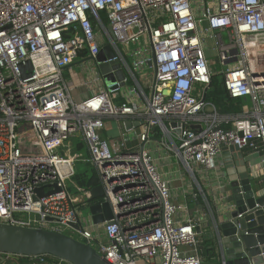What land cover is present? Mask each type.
<instances>
[{"label":"built area","instance_id":"built-area-1","mask_svg":"<svg viewBox=\"0 0 264 264\" xmlns=\"http://www.w3.org/2000/svg\"><path fill=\"white\" fill-rule=\"evenodd\" d=\"M207 1L0 0V224L66 234L109 264H202L200 227L185 215L188 206L174 201L157 162L174 161L180 171L171 175L183 170L194 198L213 216L199 171L215 172L230 147L264 157V0H217L216 10ZM202 22L228 63L226 90L252 102L230 128L204 116L210 104L196 94L213 74ZM140 41V49H131ZM106 45L115 53L108 62L120 63L123 78L114 69L103 90L75 102L64 69L82 53L96 58ZM27 61L32 69L24 78ZM143 67L153 74L140 81L135 69ZM125 88L131 95L122 94ZM109 120L119 124L118 139L103 135ZM126 122L141 125L126 129ZM75 141L88 158L71 154ZM77 162L96 170L111 221L94 226L82 216L92 189L71 191ZM55 185L59 191L37 196V189L48 193ZM45 257L33 259L45 264Z\"/></svg>","mask_w":264,"mask_h":264},{"label":"water","instance_id":"water-1","mask_svg":"<svg viewBox=\"0 0 264 264\" xmlns=\"http://www.w3.org/2000/svg\"><path fill=\"white\" fill-rule=\"evenodd\" d=\"M111 31V29L109 28ZM115 57L111 46L102 48L96 58L89 57L94 71L106 82L112 80L111 72H124L118 61H110ZM236 58L233 62H237ZM75 64H72L73 66ZM228 65V63H225ZM31 62L21 65L23 77L26 70H31ZM111 89V88H110ZM209 86L206 87L202 100L205 101ZM140 123L126 122V129L139 127ZM145 145H141L144 150ZM225 172L222 179L225 202V214L221 220L216 219L214 226L213 261L215 264H264V183L250 176L249 164L238 147L224 150ZM233 154V155H231ZM239 167V176L234 175V167ZM243 168L245 171H243ZM51 192L44 188L36 190L38 197H45L59 191L55 185ZM104 196L102 186L91 190L90 206L86 209V218L94 226H100L113 218L109 203L101 201ZM98 201L97 203H94ZM200 210L205 211L200 200H196ZM49 220V219H47ZM111 223V222H110ZM74 228H78L74 225ZM200 233L201 229L197 228ZM0 254L17 257L40 258L50 256L64 261L66 264H109L96 249L66 234L50 232L37 228H27L9 224H0ZM39 259H37L38 261Z\"/></svg>","mask_w":264,"mask_h":264},{"label":"crops","instance_id":"crops-1","mask_svg":"<svg viewBox=\"0 0 264 264\" xmlns=\"http://www.w3.org/2000/svg\"><path fill=\"white\" fill-rule=\"evenodd\" d=\"M217 0H208L207 1V6L211 8L212 10H216L217 8ZM195 9L197 11V17L200 18L202 16V11L201 8L197 3L194 4ZM199 30L202 33L203 39H204V44H205V51H206V56L209 60V58L215 57L217 55V52L215 51V43L212 52L209 51L207 47V40L211 39L209 35L205 34V30L207 28V22H202L199 23ZM208 38H207V37ZM213 40V39H211ZM144 43V42H143ZM146 47V46H145ZM140 49V48H139ZM88 56L85 53L80 54L78 59L75 61V65L69 66L64 69L63 71V76L67 84H69L72 87V98L75 102H80L82 100H85L86 98L92 96L96 92H99L105 88L106 82L102 80L98 73L94 71V68L92 66V63L90 62L89 69L85 68V63L88 62ZM219 59V58H218ZM220 60V59H219ZM79 61V62H78ZM83 67V74L82 75H76V68L79 66ZM212 68V67H211ZM213 71V69H212ZM128 90V93L127 91ZM123 95H131L132 91L129 88H125L122 91ZM205 89L202 90L201 87L198 88L196 94L200 98H203ZM248 100V105L243 109L241 114L238 115H231V114H221L217 111V109L210 104L208 109H206L204 116L209 115V117L213 118L216 117L218 124L222 126L223 128H230L232 126V123L234 120L239 118L245 111L246 109H250L252 106V102L249 98H246ZM206 101V99H205ZM208 103V102H207ZM200 125H205L204 123H201ZM200 127V126H199ZM119 124L115 121L109 120L105 131H103V135L107 137L108 139L114 140L119 138ZM242 153L245 157V160L249 164V169H250V176L252 178H258L260 181L264 183V157L262 153L258 152H253L251 149H245L242 150ZM233 155V154H231ZM167 161L166 160H159L157 162L158 167L160 169L164 168L163 165L167 166V170H164V173L167 178L171 181L170 186H171V192H172V197L174 201L182 204V205H187L188 206V213L185 215H188L197 225L198 227L201 228V233L208 229L209 232H211V235L215 236L214 233V228H213V222L216 219L221 220L222 217L225 214V208L223 206L225 202V196L223 194V186H222V179L224 177V172H225V156L222 153L218 158H217V170L213 173H207L205 171L200 170L199 171V181L200 184L208 196V198L211 201V206H212V211H213V216H211L208 212L207 209L205 211L200 210L199 206L196 204V198H194V191H195V186L192 182V180L187 176L186 178L189 179L192 183L191 187L189 182H187L186 179H184L183 175V170L180 172V177L173 176L171 174H174L175 172L179 174L180 167L174 162L170 161V163L165 164ZM234 175L237 178L239 176V167L237 168L236 166L234 167ZM243 171L244 168H243ZM185 173V172H184ZM186 174V173H185ZM262 194H264V190L262 191ZM202 204V202H201ZM203 205V204H202ZM83 211H86V208H83L81 210L82 216L84 217L85 215L83 214ZM184 214L181 215L183 217ZM94 229V228H93ZM98 239L103 241L105 239L104 235L102 232L98 233ZM202 244L199 245L198 247V253L200 254L201 257H203L204 252H209L211 253V250L214 247L210 248H204ZM185 252H188V249L184 250ZM19 257L17 256H10V255H2L0 254V264H21L19 262ZM204 259V258H203Z\"/></svg>","mask_w":264,"mask_h":264},{"label":"trees","instance_id":"trees-1","mask_svg":"<svg viewBox=\"0 0 264 264\" xmlns=\"http://www.w3.org/2000/svg\"><path fill=\"white\" fill-rule=\"evenodd\" d=\"M206 102L212 104L219 113L231 114V115L241 114L243 109L248 105V100L246 98H232L230 96V94L225 88L223 72L219 73L214 70H213L210 86L207 91ZM157 137L158 138L160 137L159 133H157ZM76 147L78 151H84L86 149V147L83 144H79ZM88 166L92 167L89 164ZM92 170L94 173L92 174L91 177L87 175V172L80 173L77 171L70 186L72 192L77 191L76 186L78 188L90 190L100 184L99 176L96 170L94 169V167L92 168ZM97 202L98 201L94 203ZM200 241L201 244L205 246L204 248L206 249L210 247H214L215 245L214 237L213 235H211V232H209L208 229L206 230V232L204 231V234L202 232L200 236ZM18 259L21 264H41L40 262H37L35 259L29 257H19ZM45 260H46L45 264L58 263V259L50 256H46ZM202 260H203L202 264H215V262L213 261V249L211 250V253L204 252Z\"/></svg>","mask_w":264,"mask_h":264},{"label":"rangeland","instance_id":"rangeland-1","mask_svg":"<svg viewBox=\"0 0 264 264\" xmlns=\"http://www.w3.org/2000/svg\"><path fill=\"white\" fill-rule=\"evenodd\" d=\"M142 46H143V41H140L137 44H132L131 49H133V50L134 49H139ZM207 47H208L209 51L212 52L213 47H214V41L211 40V39L207 40ZM124 50H125V54L127 56L126 57L127 58V61L131 65H133L136 62V60L133 57H131L129 48L126 46V47H124ZM218 58L219 57H217V56L215 57V55L213 57L209 58V64H210V66L212 67V69L214 71L219 72V73H222V72H224L228 68V65L223 64ZM77 66H79V65H77ZM89 66H91V65H90V62L88 61V62L85 63V68H87ZM83 67H84V65H83ZM83 67L79 66V67L76 68V75H82L83 74V69H84ZM87 69H89V68H87ZM135 73L137 74V76L140 79V81H143V80L150 79V77L153 74V70H149L148 67L136 68L135 69ZM133 89H134V87H133ZM126 91L128 93V90H126ZM76 141H75V147H74V149L71 150V154L74 155V154L78 153L79 156H80V158H88L89 155H88L86 149L84 151H78V149L76 147L77 146ZM66 149H68V148H66ZM168 163H170V161H167L165 164H168ZM163 167L164 168L160 169L161 172H162V174L164 173V170L165 171H168L167 170V168H168L167 166L163 165ZM92 168L93 167L88 166V164H86V163L77 162V170H78V172H80V173L87 172V175H89L90 177L94 173L93 170H92ZM183 175H184V179H186L187 182H189L190 187H191V185H192L191 181L186 178L188 175L185 174L184 172H183ZM83 214L85 215L86 214V211H83ZM85 216H84V218L86 220H88Z\"/></svg>","mask_w":264,"mask_h":264},{"label":"bare ground","instance_id":"bare-ground-1","mask_svg":"<svg viewBox=\"0 0 264 264\" xmlns=\"http://www.w3.org/2000/svg\"><path fill=\"white\" fill-rule=\"evenodd\" d=\"M256 54L253 55V57L251 58V63L254 64V66L257 64L258 60L262 57V55H260L258 53V55L256 56Z\"/></svg>","mask_w":264,"mask_h":264}]
</instances>
